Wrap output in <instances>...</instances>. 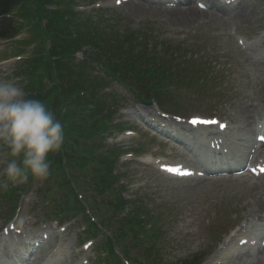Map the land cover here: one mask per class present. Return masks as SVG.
Listing matches in <instances>:
<instances>
[{"label": "rangeland", "instance_id": "1", "mask_svg": "<svg viewBox=\"0 0 264 264\" xmlns=\"http://www.w3.org/2000/svg\"><path fill=\"white\" fill-rule=\"evenodd\" d=\"M127 1L129 2L126 3L123 0H119V2L117 0H65V3H85L87 5L86 3L90 2L86 8L92 7V4L101 3L100 7L104 9L103 12L111 15L112 24H115L119 29L124 26L130 29L132 32L130 35L143 34L149 43L152 38L169 44L162 47L170 55H173L176 50L185 52L186 56L182 59L191 60L189 64L192 62L193 68L198 63L203 65L202 61H206L203 66L208 68L207 73L196 82L190 93L183 95L181 101H178L183 105L179 111L183 117L217 114L225 120L228 115H232L238 122L243 120L246 112L251 116L250 121H253L252 116L255 109L258 112H264V91L260 90L257 93L258 96H255L259 98V95L262 94L259 103L249 102L247 107H245L246 104L226 106L212 92L217 81L215 71L219 70V64L225 61L218 59L222 54L215 52V48L236 58L241 63L243 61L245 65L251 63L252 60H258L254 62L258 69L249 66L246 74L254 77L253 81L257 83L256 85L260 84V77L264 81V52L260 53L261 57L257 56L258 59L249 58L235 47L234 40L232 41L233 38L230 36V30L236 29L239 33L254 40L259 39L258 45L250 47L253 52L256 51V48L264 49V0H246L238 10L225 13L222 16L210 13H202L199 17L195 14L188 15L186 21L176 22V24H173L175 13L172 11V7L164 5L171 3V0H161L150 7L152 10L150 9L142 15L129 10L128 5L134 0ZM51 4L49 6L51 9L56 7L53 3ZM5 6L7 4L4 0H0V9H7ZM7 29V25L0 22V36L5 34L4 36L7 37L9 35ZM15 49L16 47H12L10 52L0 54V62L6 61L0 65V80L14 82L26 96L27 83L18 81L20 80L18 77L23 76L22 63H18L19 60H9L16 54ZM215 56L217 59H214ZM82 57L86 56H83L82 53L77 56L78 59ZM172 57L169 56L173 59ZM174 57L180 58L176 55ZM88 58L90 60L91 57ZM165 59L167 60V56ZM74 61L75 63H73ZM54 65L55 69L46 72L42 85H33L34 95L29 97L40 99L43 96L44 99L48 97V91L53 92V94H48L52 98V102L48 106L55 112L57 118L68 129L72 125L76 126V129H83L81 135L70 133L69 137L65 138L63 146H65L67 155L76 158L77 154H81L89 163L87 165L90 171H86L87 175H84V179L79 183L90 200L91 209L96 211L101 221L107 215L121 218L128 214L131 219H134L136 216L141 217L145 210V214L146 212L150 213L149 207H152L151 217L159 222L158 227L162 234L157 242L151 243L154 248L151 249L150 258H145L146 252L149 250L147 247L150 246L149 243L145 242L139 247L130 246L134 248V254L142 260L151 262V258L155 257L159 264H197L213 250V244H210L211 237L205 231L206 228L227 227L234 221L238 222L241 217L247 221L254 215L259 217L260 214H264V186L248 193L249 196L246 197L240 192L247 187L245 179H216L197 174L192 176L193 178L183 180L163 174L161 177L156 172L159 171L158 165L148 161L152 154L157 157L163 156L172 164L183 163L188 167H194L193 157L189 154H182L183 147L169 138L163 130L165 126L170 125V122H175V119L171 116V118L163 117V113L157 110V107L154 109L140 104L138 106L123 105L125 101L119 98L111 101L112 98L109 95H104L100 102L94 95L83 94L89 84L87 81L89 71L88 69L81 70L80 67L86 66L80 63V60L57 61ZM41 70L43 72L44 69L41 68ZM261 71L263 73L260 77H255ZM234 79H238L237 72ZM245 80L248 79L245 78ZM54 83L61 85L59 88H51ZM256 87L246 81L244 87L239 88V94L235 97L242 95L244 89L246 95L252 90L260 89ZM113 89L125 92L118 85H114ZM63 99L67 102L66 109L61 107ZM173 100L177 103V100ZM91 102H95L94 108L88 107ZM110 104H114L115 109L124 108L118 115V118L123 116L122 120H118L117 116L112 118L115 122L120 123L121 132L115 131L101 137L98 132L105 121L104 117L109 118L104 113L103 107L110 106ZM85 108L87 110H83ZM150 112H154V116H150ZM178 124L187 125V123ZM88 130L89 133H86ZM106 149L112 153V162L105 156ZM178 152L181 154L180 156H178ZM64 159L69 160L70 158L64 155L61 149L56 160L51 161L49 174L51 179L46 183L37 180L35 185L29 186L30 183L15 182V188L11 186V183H1L0 181L1 194L11 188L15 190V193L10 196L2 194L4 197L0 200V248L9 250L6 246L9 235H6L5 231L7 228L9 230V227L11 229V224H14L16 230L38 232V237L47 232L49 238L41 245L44 248L51 246L54 249L49 251L50 256L67 246L68 248L62 250L65 255V264H79L84 261L83 256H79V258L77 256L83 250L79 239L85 234L82 223L88 222V218L84 217V221L77 224L72 222L62 225V222H55L53 218L44 215L45 211L51 213L54 209L57 214V205L64 201L63 182L58 179L64 173L61 167ZM158 159L161 160V158ZM5 163V149L0 146V169ZM104 163L108 165L105 166ZM111 168H116L113 170V174L117 176L116 181L122 184L120 178L123 180L122 187L125 193L120 196L126 202L132 203L130 211L115 210V197L102 187L106 180V171ZM74 174L78 175L77 169ZM79 175L83 176V172L80 171ZM87 196L85 197L87 198ZM220 199L223 200L220 203L225 205L218 202ZM253 201L257 204L250 206ZM15 204H17L16 211H14ZM247 209L253 211L247 212ZM242 212H246V214L242 216ZM248 213L252 214L249 216ZM65 217L69 218V214H65ZM210 221H212L211 224ZM216 222L219 224H215ZM121 223L126 231V222L121 221ZM107 229L114 234L121 235L119 232L115 233L117 231L112 224ZM13 233L14 236H18L14 230ZM51 238L55 240L51 241ZM91 249L92 245L88 249L87 255H90ZM40 250L39 248L37 252ZM236 258L239 257H226L229 260ZM46 260L42 259V254L39 253L33 260V264H42ZM218 261L219 257L211 264H218ZM231 264H238V262L231 261Z\"/></svg>", "mask_w": 264, "mask_h": 264}, {"label": "trees", "instance_id": "2", "mask_svg": "<svg viewBox=\"0 0 264 264\" xmlns=\"http://www.w3.org/2000/svg\"><path fill=\"white\" fill-rule=\"evenodd\" d=\"M7 1L11 2L8 10H16V15L12 19V21L16 19L13 23L14 29L22 32L33 28L31 37L28 38L35 46L30 82L36 85L43 84L46 72L55 69L54 64L57 61L73 60L72 57L79 51H83L87 58L91 57L90 60L85 58L86 69L89 71L87 78L89 84L85 88V93L98 98L99 89L112 86L114 83L129 90L134 86L144 87L145 84H149L148 90L141 91L143 93L152 91L157 95L170 91L175 83L166 79V73L161 76L158 72L157 60L165 59L157 56L158 54L149 50L147 46H143L144 44L134 35L132 37L128 30L119 29L111 21L93 20L85 17L83 13L72 12L70 3H65V0ZM51 3L58 8L51 9L49 7ZM86 47L88 50L85 51ZM39 67L44 69L43 72L39 71ZM166 67L164 64L161 66ZM32 89L30 86V90ZM116 93L114 90L109 96L117 100ZM55 157L53 155L50 162Z\"/></svg>", "mask_w": 264, "mask_h": 264}, {"label": "clouds", "instance_id": "3", "mask_svg": "<svg viewBox=\"0 0 264 264\" xmlns=\"http://www.w3.org/2000/svg\"><path fill=\"white\" fill-rule=\"evenodd\" d=\"M64 142V125L46 102L26 97L12 81L0 80V146L8 157L0 177L13 183L27 182L30 176L46 179L49 155Z\"/></svg>", "mask_w": 264, "mask_h": 264}, {"label": "bare ground", "instance_id": "4", "mask_svg": "<svg viewBox=\"0 0 264 264\" xmlns=\"http://www.w3.org/2000/svg\"><path fill=\"white\" fill-rule=\"evenodd\" d=\"M129 6V10L131 11V12H133V13H135V14H139V15H142V14H144V13H146L148 10H150L151 8L150 7H147L146 5H144V4H137V3H131V4H129L128 5ZM152 10V9H151ZM172 10H176V9H172ZM202 11H199V10H197V9H195V8H193V7H190L189 9H187V10H182V9H177L176 10V12H174L175 13V15H174V23L173 24H176V22L178 23V22H181V23H183V21H186L187 19H186V16H188V15H193V14H195L196 16H198L199 17V15H200V13H201ZM184 24H186L185 22H184ZM239 127V126H238ZM237 127V128H238ZM199 129H203V128H199ZM204 130V129H203ZM250 130V129H249ZM247 131V134H245V135H243L245 138L248 136V134L249 133H251L252 132V129L250 130V131ZM220 138H218V140H219ZM191 147V146H190ZM197 154H199V151H195ZM204 155V153L202 152V156ZM245 237H242V239H244ZM242 239H240L239 240V242H238V244L242 241ZM229 252H231V251H229ZM222 259V261H223V263L224 262H226V260H225V258H221Z\"/></svg>", "mask_w": 264, "mask_h": 264}, {"label": "snow or ice", "instance_id": "5", "mask_svg": "<svg viewBox=\"0 0 264 264\" xmlns=\"http://www.w3.org/2000/svg\"><path fill=\"white\" fill-rule=\"evenodd\" d=\"M117 2H119V0H117ZM197 121L196 120H193V123H196Z\"/></svg>", "mask_w": 264, "mask_h": 264}]
</instances>
